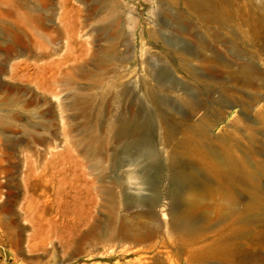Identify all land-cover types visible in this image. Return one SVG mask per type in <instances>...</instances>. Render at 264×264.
Listing matches in <instances>:
<instances>
[{
  "label": "bare ground",
  "instance_id": "6f19581e",
  "mask_svg": "<svg viewBox=\"0 0 264 264\" xmlns=\"http://www.w3.org/2000/svg\"><path fill=\"white\" fill-rule=\"evenodd\" d=\"M87 1H92L89 19L97 17L106 23L101 27L100 35L107 45L95 60L111 62L125 41V31L122 29L124 10L117 0ZM183 1L190 14L198 17L209 28L216 29L212 40L224 45L244 62L235 65L225 60L212 46L213 41L202 36L195 30V26L187 30L179 27L181 32L194 38L198 46V50H181L189 57L186 60L221 65V70L213 72L212 76L205 80L210 82L211 95L215 93L212 92L215 89L222 94L226 92L231 100L226 103L225 98L224 102L223 98L215 97V94L210 96V101L190 99V113L184 115L185 123L175 127L165 120L162 143L170 149L165 162L162 151L151 136L154 115L149 112L143 116L140 109L141 114L136 117H126L119 113L111 119L105 133L98 131L95 124L84 128L87 134L81 142L92 157L96 169L102 166L104 158L109 159L112 166H120L122 153H128L135 159V168L125 172L130 181H133V178H141L136 184L142 186L150 172L155 170L161 176L162 183L153 185V193L149 197L150 207L136 213L133 218L122 219L118 226L114 224L117 220L116 188H122L124 182L122 178H112L106 191L111 223L105 237L110 241L119 234L124 241L140 245L138 249L155 252L158 247L169 245L166 240L161 244V241L156 239L162 233L161 220L169 218L171 234L174 235L171 244L190 264H213V261L224 264H264V139L257 135L264 134V115L259 121L247 113L244 128L237 125L239 118L234 117L236 106L246 108V112H249L255 109L260 101L257 95L250 98L248 92L246 96L249 99H245L240 93L245 91L244 88L264 85L258 82H264V72L256 62V59L260 63L264 60V0ZM52 7L51 0H0V52H4L3 57L0 53V67L15 56H25L14 64V77L29 83L37 82L47 91L54 90L55 84L63 83L73 92L75 78L82 76L91 79L92 73L84 64L87 60L84 63H73L77 58H73L71 54L50 60L61 47L57 41L61 31H65L60 25L50 28L49 23L54 21L55 16ZM76 11L78 16L71 21L70 29L66 27L69 32L63 45H66L68 50L75 44L74 31L80 28L81 24L79 17L83 11ZM183 19V15H176L178 23ZM235 33H239L243 39L247 37L249 42L246 47L238 45L241 39L239 42H233L226 38L230 36L232 39ZM257 45L261 46L259 53L252 49ZM69 61L72 63L68 64ZM23 65L26 66L24 70L33 65L34 72H19L17 68ZM193 73L198 72L194 70ZM222 76L225 78L220 79ZM150 77L155 79L152 71ZM102 83L101 76L96 75V80H91L88 87H99ZM147 89L149 88L145 91ZM26 90V85H5L0 81V93L6 92L5 96L0 94V131L7 141V148L0 147V178L6 177V181H0V191L3 186H10L17 181L15 174L16 169L20 168V162L16 161L15 155L20 141L10 139L7 133H12L18 128L31 140L27 149L33 153L26 156L21 178L26 188H39L42 185L40 179L50 171L52 176L62 172V159H59L62 152L54 153V157L45 162L42 170H38V158L44 155L43 149L38 148V145L50 143L54 138L44 134L50 130L49 119L32 107V100L21 97L20 92ZM72 94V107L80 109L82 104L85 106L84 110L82 109L81 113L79 110L76 115L87 117L92 112L90 98L78 92ZM150 94L153 97L154 93ZM97 117H101V112ZM226 120L228 121L225 123V132L217 133L216 129L220 127V123ZM34 154L38 157L36 160L32 159ZM6 160L9 162L6 163ZM70 163L69 168L74 170V163ZM166 181L168 184L164 186ZM45 186L49 187L47 183ZM69 187L65 193L68 199L63 196L57 199L56 204H74L75 196L72 191L76 184L72 178ZM179 202H183L184 207H176ZM142 204L143 197H126L127 210ZM157 205H162L160 211L157 210ZM168 205L170 207H167ZM30 206L31 204L28 205ZM46 207L52 206L47 203ZM143 217L148 219L134 220ZM161 250L154 254H143L140 260L149 264L157 260L156 256L163 252Z\"/></svg>",
  "mask_w": 264,
  "mask_h": 264
},
{
  "label": "rangeland",
  "instance_id": "374dc122",
  "mask_svg": "<svg viewBox=\"0 0 264 264\" xmlns=\"http://www.w3.org/2000/svg\"><path fill=\"white\" fill-rule=\"evenodd\" d=\"M117 2L124 10L122 29L125 31V41L120 45L111 62H97L95 58L107 45L100 35V29L106 23L97 17L89 19L92 1L51 0L55 16L54 21L49 23L50 28L53 25H60L65 31H61L57 41L61 47L50 60L71 54L73 58H77L75 62L71 60L73 63H84L87 60L84 64L92 73L91 79L77 76L73 92H70L69 86L63 83H57L53 86L54 90L47 91L37 82L29 83L14 77L12 74L14 64L20 62L25 56H15L0 67V81L5 85L10 83L26 85L27 90L20 92L21 97L32 100V107L49 119L50 130L44 134L51 135L54 140L38 145V148L44 151L41 158H38L36 154L32 155L33 160L37 158L40 160L38 170H42L45 162L54 157V153L62 152L59 155V159H62V172L52 176L50 171L48 175L40 179L42 185L39 188L29 190L21 178L25 169L26 156L33 154L27 149L31 140L26 137L21 128L7 133L10 139L20 141L15 155L16 161L20 162V168L16 169L15 174L19 184L15 181L10 186H3L0 191V264H147L144 260H140L141 256L154 254L161 249L163 252H159L160 254L156 256L157 260L149 264H190L171 244L174 235L171 234L169 218L161 220L162 233L156 238L161 241V244L163 240H166L169 245L158 247L155 252L140 250L138 249L140 245L124 241L119 234L114 240L106 239L105 234L111 223L106 191L112 178H122L124 182L122 188L120 186L116 188L117 220L114 224L118 226L122 219L133 218L136 213L150 207L149 197L153 193V185L162 183L161 176L155 170L150 172L142 186L136 184L142 180L141 178H133L134 182L130 178V181L125 172L135 168V159L128 153H122V165L112 166L111 161L104 158L102 166L96 169L92 157L86 152L81 142L87 134L84 128L95 124L98 131L105 133L111 119L119 113L126 117H136L139 113L141 114V110L145 111L142 112L143 116L145 113L153 114L154 127L151 136L162 151L165 162L170 151L162 143L165 120L175 127L185 123V116L190 113L188 104L190 99L210 101V96L215 94V97L223 98L224 102L226 99V103L231 100L226 92L222 94L215 89L212 91L215 93L211 95L210 82L205 80L212 76L213 72L221 70V65L207 64L200 60H186L189 57L181 50H198V46L194 38L181 32L179 27L187 30L195 26V30L202 36L213 41L212 46L225 60L235 65L243 63L244 60L234 56L221 43H215L212 35L216 29L209 28L198 17L190 14L183 0H117ZM78 9L83 11L79 17L81 24L80 28L78 26V29L74 31L76 42L72 49L68 50L63 44L68 36L67 28L70 29L71 21L78 16L76 11ZM178 14L184 16L179 23L176 21ZM245 37L244 40L239 33H235L232 39L230 36L226 38H230L233 42H239L238 40L241 39L238 45L246 47L249 41ZM252 49L259 53L261 46L257 45ZM207 52L212 53V51ZM0 53L3 57L4 52ZM262 57L264 58V55ZM71 61L68 64L72 63ZM256 62L264 72V60L260 63L256 59ZM24 67L26 66L23 65L17 69L19 72L26 70L29 73L35 70L33 65L25 70ZM194 70L198 73L194 74ZM150 71L154 73L155 79L150 77ZM96 75L101 76L103 83L99 87H88L91 80H96ZM223 78L225 76L220 79ZM258 82L264 83L263 80ZM146 88L149 89L145 91ZM244 89L243 93L246 94L244 96L241 91V96L249 99L246 96L249 92L250 98L257 95L260 101L256 108L249 112L241 106H236L234 109L236 111L234 117L239 118L236 123L242 128L246 126L244 118L247 113L259 121L264 115V85ZM149 90L154 93L153 97ZM1 92L3 96L6 95V92ZM74 92L90 98L92 112L87 117L76 115L81 113L85 107L84 104L80 109L70 105ZM100 112L101 117L98 118L97 114ZM227 121L220 123V127L216 129L217 133L225 132ZM3 135L0 131V147L7 148V141ZM257 135L264 139V134ZM71 161L74 163V170L69 168ZM8 162L6 160V163ZM71 178L76 184L72 191L75 196L74 204H56L57 199L65 196L70 189ZM2 180L6 181V177L2 176L0 181ZM45 183L49 185L48 188ZM167 184L168 181L164 183V186ZM138 196L143 197V204L127 210L126 197ZM65 197L68 199L67 195ZM166 201L169 202L168 199ZM47 203L52 207H46ZM29 204H31L30 207H28ZM156 207L160 211L162 205ZM176 207H184V203L179 202ZM167 212L170 213L169 209ZM146 219L148 218L143 217L134 220ZM213 264L224 263L213 261Z\"/></svg>",
  "mask_w": 264,
  "mask_h": 264
}]
</instances>
